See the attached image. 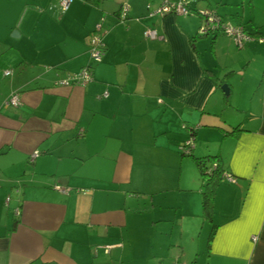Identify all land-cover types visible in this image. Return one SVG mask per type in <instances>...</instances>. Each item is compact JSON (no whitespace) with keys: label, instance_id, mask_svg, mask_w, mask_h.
<instances>
[{"label":"crops","instance_id":"1","mask_svg":"<svg viewBox=\"0 0 264 264\" xmlns=\"http://www.w3.org/2000/svg\"><path fill=\"white\" fill-rule=\"evenodd\" d=\"M186 1L192 14L150 16L162 0H73L65 11L59 0H0V264H264V0ZM206 8L253 38L200 36ZM87 65L85 86L55 83ZM13 91L17 107L5 104ZM192 132L193 155L167 156L193 162L181 161L179 198L154 208L193 233L152 259L135 245L147 230L133 184ZM205 156L237 178L218 184L212 219L195 159Z\"/></svg>","mask_w":264,"mask_h":264},{"label":"rangeland","instance_id":"2","mask_svg":"<svg viewBox=\"0 0 264 264\" xmlns=\"http://www.w3.org/2000/svg\"><path fill=\"white\" fill-rule=\"evenodd\" d=\"M174 149H176V151L166 149L165 157H159L161 160L160 162L152 161L145 164L144 169L146 174L145 176H141V183H137L135 180L133 184L136 192L135 195H138L135 199V209L137 208L144 212V215L137 213L135 214V217L144 223L143 226L147 230L144 231L147 236V241H138L135 245L139 247L138 250L140 253L143 252V255L149 256L152 259H154L156 253H159L160 251L164 253L167 252L165 246L168 245L170 240L175 245L172 246V249H174L179 245L178 241L180 238L188 240L193 233L191 227H189V222H183V226L181 227H172L173 224L170 220L172 211L170 209L162 208L160 206L154 208L155 205L165 203L169 199V203H173L174 201L177 202L179 198L177 188L179 187L178 183L181 177V161L185 163L186 160H189L188 162L193 164L190 159H187L189 156H183L180 158L178 155H175L168 159L167 156H172L174 155V152H179V145L177 144ZM186 168L187 166L184 167V169ZM188 172L191 174L190 168ZM184 175L182 176L184 177ZM160 189H163V191H160ZM160 217L162 220H159L161 219ZM155 219H158L159 221ZM153 220L156 221L154 226L152 223ZM135 231L133 228L131 232L134 236L137 234ZM143 255L141 254V256ZM157 263L158 261H153L149 264Z\"/></svg>","mask_w":264,"mask_h":264},{"label":"built area","instance_id":"3","mask_svg":"<svg viewBox=\"0 0 264 264\" xmlns=\"http://www.w3.org/2000/svg\"><path fill=\"white\" fill-rule=\"evenodd\" d=\"M73 0H59L60 6L62 11H65L68 9L70 4ZM130 6L126 3H124L121 6L120 9V16L122 19L127 18L129 15ZM192 14L191 8L188 6L186 0H162L160 6L156 10H150L149 15H155L159 14L161 16H164L166 14ZM201 16V22L198 27V34L200 36H205L209 34H216L218 32L224 33L230 37H232L239 47H243L246 42L250 41L253 37L251 34L246 32L244 27L242 25H234L231 21L226 20L221 15H219L214 9L206 8L200 13ZM102 22H98L96 24L94 32L91 34L89 39V52L91 54V57L96 61L100 62L103 58V55L105 53V45L103 41V34H102ZM145 36L149 38H157L158 33L156 29L148 28L144 32ZM262 41H264V38H261ZM12 72L11 69L6 70L5 74L9 75ZM94 79V73H93V67L91 65L84 66L77 72H73L68 74L65 78L58 79L55 83L59 85H73V84H80L85 86L89 82H91ZM104 96L108 95V91H105L103 93ZM21 103L20 99V93L19 91H13L10 96L5 101L6 105L10 106H19ZM194 140L195 137L192 134L185 140V143L183 146L187 151L194 148ZM39 155V151L35 150L31 156L30 159L34 160L36 156ZM223 179L230 182V183H237V178L232 175L228 171H223L222 173ZM58 189H60L64 193H68V188L57 185ZM13 200L12 195H8L6 197V204H10V202ZM15 214L19 215L21 212V209L19 206H17L15 209ZM254 239H256V236H254Z\"/></svg>","mask_w":264,"mask_h":264},{"label":"trees","instance_id":"4","mask_svg":"<svg viewBox=\"0 0 264 264\" xmlns=\"http://www.w3.org/2000/svg\"><path fill=\"white\" fill-rule=\"evenodd\" d=\"M87 2H90L92 4H98L102 0H85ZM234 132V131H233ZM232 132V133H233ZM186 140V139H185ZM185 140H183L179 144V152L182 155H193V149L187 151L183 146L185 143ZM195 147V143H194ZM208 157L211 156H205V157H196V162L200 168V172L202 174V209H203V215L206 219H212V215L214 213L213 208V197L215 194V190L220 182L223 181L222 173L224 169L221 168L219 162H215V160L207 161ZM210 162V163H209Z\"/></svg>","mask_w":264,"mask_h":264},{"label":"water","instance_id":"5","mask_svg":"<svg viewBox=\"0 0 264 264\" xmlns=\"http://www.w3.org/2000/svg\"><path fill=\"white\" fill-rule=\"evenodd\" d=\"M222 88L226 91V93H229V86L228 84H223Z\"/></svg>","mask_w":264,"mask_h":264}]
</instances>
